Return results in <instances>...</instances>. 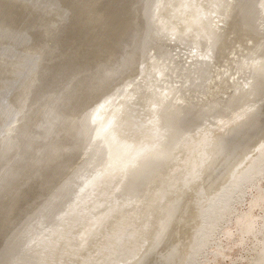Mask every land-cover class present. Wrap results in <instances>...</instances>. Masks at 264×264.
I'll return each instance as SVG.
<instances>
[{
  "label": "bare ground",
  "instance_id": "1",
  "mask_svg": "<svg viewBox=\"0 0 264 264\" xmlns=\"http://www.w3.org/2000/svg\"><path fill=\"white\" fill-rule=\"evenodd\" d=\"M0 264H264V0H0Z\"/></svg>",
  "mask_w": 264,
  "mask_h": 264
},
{
  "label": "rangeland",
  "instance_id": "2",
  "mask_svg": "<svg viewBox=\"0 0 264 264\" xmlns=\"http://www.w3.org/2000/svg\"><path fill=\"white\" fill-rule=\"evenodd\" d=\"M238 207H239V209H243V207H242V206H239V205H238ZM227 261H229V260H227ZM225 263H226V262H225Z\"/></svg>",
  "mask_w": 264,
  "mask_h": 264
}]
</instances>
